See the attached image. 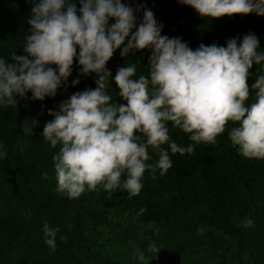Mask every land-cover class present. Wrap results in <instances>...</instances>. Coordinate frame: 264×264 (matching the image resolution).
I'll return each instance as SVG.
<instances>
[{
    "label": "trees",
    "instance_id": "trees-1",
    "mask_svg": "<svg viewBox=\"0 0 264 264\" xmlns=\"http://www.w3.org/2000/svg\"><path fill=\"white\" fill-rule=\"evenodd\" d=\"M121 2L134 10L137 5L147 7L163 25L161 35L179 37L193 50L201 43L226 47L231 38L239 44L251 33L258 39L257 51H264V16L201 17L178 0ZM33 3L0 0V58L10 60L12 52L25 55L22 45ZM142 11H134L138 22ZM150 54L149 49L127 57H121L119 49L113 53L106 63L111 73L107 93L113 98L109 103L126 104L117 95L113 79L117 70L135 64L136 77L146 76ZM259 69L253 64L246 77L248 104L254 102L251 85L261 74ZM95 79V74L79 75L74 59L67 84L55 97L43 101L16 97V106L0 108V143L7 153L0 159V264H141L137 249L145 255L144 264H264V159L238 154L228 138L235 126L230 121L215 145L194 144L191 154H172L167 144L162 145L172 166L163 176L157 170L155 179L146 170L142 188L132 198L120 190L110 196L104 190L85 191L72 200L56 192L52 157L59 145L52 148L44 140L43 127L54 119L49 110L58 111L72 94L95 89ZM73 80L79 83L73 85ZM26 95L31 97L30 92ZM26 119L30 126L32 119L37 121L30 136L22 132ZM166 126L171 141L185 147L191 143L171 122ZM148 154L147 162L154 165L158 155L151 149ZM245 217L253 220V227L238 226ZM44 222L59 228L55 252L44 243ZM150 244L156 252L147 251Z\"/></svg>",
    "mask_w": 264,
    "mask_h": 264
},
{
    "label": "clouds",
    "instance_id": "clouds-1",
    "mask_svg": "<svg viewBox=\"0 0 264 264\" xmlns=\"http://www.w3.org/2000/svg\"><path fill=\"white\" fill-rule=\"evenodd\" d=\"M178 3L201 17L264 16V0ZM141 8L138 22L134 11ZM27 25L25 55L12 52L10 60L0 58V108L16 106V97L34 101L55 97L57 89L67 84L74 59L79 75L96 76L95 89L72 94L58 111L49 110L54 119L45 123L41 133L52 148L59 145L52 157L56 192L69 200L99 190L109 196L116 190L126 191L132 198L139 194L146 170L155 179L157 170L163 176L172 166L169 151L162 145L167 144L172 154H191L194 144L215 145L229 121L235 126L228 138L238 154L264 159V51H257L254 34L244 35L239 44L231 38L226 47L201 43L193 50L179 37L161 35L163 25L147 7L137 5L134 10L121 0H34ZM117 49L121 57L143 49L151 53L146 76L137 78L136 65L127 64L113 77L117 95L126 104L109 103L113 98L107 93L111 73L106 63ZM253 64L260 66L261 74L251 85L254 102L248 104L246 77ZM29 92L31 97L26 95ZM168 122L187 134L191 143L185 147L171 141ZM36 125L35 119L31 126L26 119L22 132L30 136ZM149 149L158 155L154 165L147 162ZM6 155L0 143V159ZM238 226L251 228L253 220L245 217ZM41 231L45 245L55 252L59 228L44 222ZM147 251L157 249L150 244ZM136 257L144 264L145 255L139 249Z\"/></svg>",
    "mask_w": 264,
    "mask_h": 264
}]
</instances>
